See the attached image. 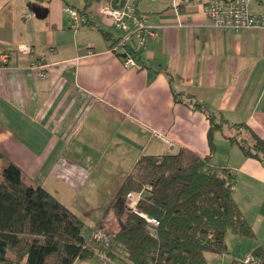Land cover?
<instances>
[{
  "label": "crops",
  "instance_id": "obj_1",
  "mask_svg": "<svg viewBox=\"0 0 264 264\" xmlns=\"http://www.w3.org/2000/svg\"><path fill=\"white\" fill-rule=\"evenodd\" d=\"M66 1L50 0L40 19L35 12H43L28 11L25 0H16L17 8L0 0V56L8 57L7 64L0 60V154L66 207L59 196L74 202L75 194L104 172L105 158H122L121 183L142 155L180 148L207 154L208 120L186 105V97H193L216 121H225L214 133L210 162L235 176L232 197L255 232L254 239L226 233V253H207V262L230 264L258 246L264 250V166L227 139L235 133L230 125L241 124L264 140V31L209 27L203 13L209 0H138V13L147 15L157 36L146 38L137 57L142 68H125L120 56L108 51L121 32L96 13L97 2L105 0L71 7L88 17L77 29L65 21ZM250 10L264 14V0H251ZM20 43L46 54L50 65L44 78L26 69L27 56L15 53ZM87 48L93 53L87 55ZM223 127L227 135L219 134ZM104 212L86 234L97 227L118 231L114 215ZM73 264L122 263L101 261L96 253Z\"/></svg>",
  "mask_w": 264,
  "mask_h": 264
},
{
  "label": "trees",
  "instance_id": "obj_2",
  "mask_svg": "<svg viewBox=\"0 0 264 264\" xmlns=\"http://www.w3.org/2000/svg\"><path fill=\"white\" fill-rule=\"evenodd\" d=\"M112 2L117 5V0ZM79 12L87 17L84 10ZM174 99L181 101L176 94ZM186 99L187 106L207 117V154L180 148L140 156L105 208L118 224L108 248L90 239L82 220L0 154V264H73L96 253L122 264H208L207 253H226V233L254 239V230L232 197L235 176L210 162L214 133L225 121H216V115L193 97ZM230 127L235 133L227 139L264 166V140L244 125ZM140 190L138 215L124 201L128 192ZM251 255L254 264H264L262 247Z\"/></svg>",
  "mask_w": 264,
  "mask_h": 264
},
{
  "label": "built area",
  "instance_id": "obj_3",
  "mask_svg": "<svg viewBox=\"0 0 264 264\" xmlns=\"http://www.w3.org/2000/svg\"><path fill=\"white\" fill-rule=\"evenodd\" d=\"M138 0H121L114 6L112 1L97 2L96 13L107 17L112 27L121 32V36L109 47L110 53L120 56L125 68L141 69L142 66L137 60L140 51L145 46L146 38H155L157 32L153 26L147 23V15L138 13L136 3ZM251 0H209L203 5V13L207 18V25L214 29H230L234 31L256 29L264 31V14H253L250 10ZM65 14L69 17L70 25L77 29L87 24L85 14L65 7ZM55 49L50 46L47 53L52 54ZM15 53L20 56H27L26 69L34 71L40 78L46 76V68L50 65L46 54H37L34 47L28 43H20L15 47ZM87 55L92 54L90 48L86 49ZM124 54V56H121ZM0 60L7 64L8 57L1 54ZM162 140L169 148L173 143L167 139ZM143 196V190L130 191L125 198V206L135 214L141 215L137 210V203ZM147 222L156 225L155 221L145 217ZM89 238L104 248L110 247L111 234L104 228L97 227L89 233ZM102 258H105L100 254ZM243 264H254L255 258L250 254L241 260Z\"/></svg>",
  "mask_w": 264,
  "mask_h": 264
},
{
  "label": "rangeland",
  "instance_id": "obj_4",
  "mask_svg": "<svg viewBox=\"0 0 264 264\" xmlns=\"http://www.w3.org/2000/svg\"><path fill=\"white\" fill-rule=\"evenodd\" d=\"M25 1L26 2L24 8H27L28 11L34 13L33 10H31L30 8L39 9V11L43 12L45 11L44 8H49L50 0H42L41 2H39V0H25ZM83 1L84 0H67L66 3L63 4V7L70 6V8L74 7L77 9H81L84 5ZM52 2H53L52 8H58L57 6H55L54 3L55 1ZM9 6L10 8H17L16 0H10ZM64 16H65V21L66 20L68 21L69 17L65 14ZM221 133L223 135H227L229 133L227 127H223L222 130L219 132V134ZM103 166H104V172L97 173V177L93 180L92 183L93 185H91L90 183L89 185L85 186L86 188L82 189V192L75 194L74 202L71 201L66 202V198L61 194H58L61 195L59 196V199L62 200L65 203V205H67L66 207L69 210L75 212L76 214L75 213L74 214L77 217H79V219L83 217L82 221L85 223L86 230L88 229L87 228L88 225L94 222V218L101 217L102 213L100 214V212L105 211L103 209H105L108 206V204L112 199L113 194L116 192L117 188L120 185V182H117V180L119 179L120 171L125 168V164H123L122 158L116 159L113 157L107 159L105 158V160L103 161ZM87 187L89 188L87 189ZM68 199H70V197H68ZM100 259L101 261H106L107 258L106 257L102 258L100 256Z\"/></svg>",
  "mask_w": 264,
  "mask_h": 264
},
{
  "label": "water",
  "instance_id": "obj_5",
  "mask_svg": "<svg viewBox=\"0 0 264 264\" xmlns=\"http://www.w3.org/2000/svg\"><path fill=\"white\" fill-rule=\"evenodd\" d=\"M31 10H33V12H35L36 11V9L35 8H30ZM35 15H36V17L37 18H40V19H43V18H45V16H46V13L45 12H43L41 15H39V14H37V12H35ZM121 56H124V54H121Z\"/></svg>",
  "mask_w": 264,
  "mask_h": 264
}]
</instances>
